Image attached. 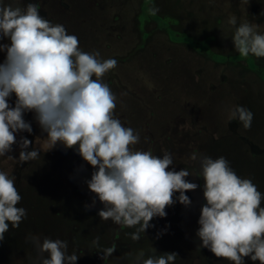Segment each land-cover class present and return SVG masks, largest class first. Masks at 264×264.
Wrapping results in <instances>:
<instances>
[{
	"label": "rangeland",
	"instance_id": "1",
	"mask_svg": "<svg viewBox=\"0 0 264 264\" xmlns=\"http://www.w3.org/2000/svg\"><path fill=\"white\" fill-rule=\"evenodd\" d=\"M28 2L16 0L21 7ZM31 2L45 19L75 34L82 51L117 60L101 79L116 95L114 115L139 132L134 150L169 151L175 170L187 168L192 175L185 179L201 186L199 162L191 154L223 155L237 175L264 192V57L241 56L227 23L235 15L237 24L247 20L264 32V0H149L146 10L144 0ZM4 55L0 52V61ZM235 105L253 112L250 128L229 119ZM24 118L32 132L18 133L17 139H30L29 150L39 149L40 156L23 163L0 157V169L15 178L22 197L17 206L27 211L19 227L10 225L0 240V264H40L47 253H39L32 236L67 240L68 252L78 254L76 264H141L148 255L170 251L178 253L174 264H231L199 247L201 187L185 190L189 206H166V216L153 217V226L133 240L128 233L134 229L97 215L99 201L85 209L94 199L85 183L93 169L75 146L58 142L49 149L33 113ZM10 154L18 156L17 145ZM96 236L99 247L92 244ZM245 264L259 262L245 257Z\"/></svg>",
	"mask_w": 264,
	"mask_h": 264
},
{
	"label": "clouds",
	"instance_id": "2",
	"mask_svg": "<svg viewBox=\"0 0 264 264\" xmlns=\"http://www.w3.org/2000/svg\"><path fill=\"white\" fill-rule=\"evenodd\" d=\"M227 23L234 28L231 41L241 56L264 57V32L257 30V24L247 20L237 24L235 15ZM0 41V52L5 54L0 61V157L23 163L40 156L39 149L29 150L30 139L22 135L17 139L18 133L32 132L31 122L24 118L32 112L46 133L49 149L58 142L65 148L75 146L92 166L85 183L94 199L85 209L99 201L97 215L134 229L128 235L138 240L153 226V217L166 216V206L175 202L189 206L185 190L199 186L204 200L195 233L199 247L231 264H245V257L264 264V192L250 178L237 175L223 155L191 154L199 162L201 186L185 179L192 175L187 168L175 170L169 151L154 155L134 150L139 132L114 115L116 95L101 79L115 68V58L101 59L98 51H82L78 37L63 24L45 19L31 0L23 7L16 0H0ZM229 119L248 129L253 112L235 105ZM13 144L19 148L16 157L10 154ZM21 199L15 178L0 169V240L10 225L15 229L25 218L26 209L17 206ZM31 239L39 253H47L40 256V264H76L78 254L68 252L67 240ZM98 241V236L93 237L92 244L99 247ZM104 251L110 254L113 249ZM177 257L175 251L163 252L148 255L141 264H174Z\"/></svg>",
	"mask_w": 264,
	"mask_h": 264
},
{
	"label": "trees",
	"instance_id": "3",
	"mask_svg": "<svg viewBox=\"0 0 264 264\" xmlns=\"http://www.w3.org/2000/svg\"><path fill=\"white\" fill-rule=\"evenodd\" d=\"M148 2H149V0H144V9L146 10L147 8V5H148ZM152 16V15H151Z\"/></svg>",
	"mask_w": 264,
	"mask_h": 264
}]
</instances>
